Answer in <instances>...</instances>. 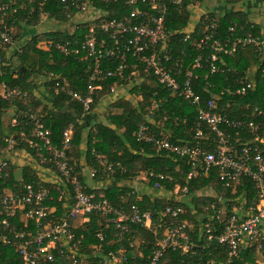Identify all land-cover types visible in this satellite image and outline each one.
I'll list each match as a JSON object with an SVG mask.
<instances>
[{
  "label": "built area",
  "instance_id": "obj_1",
  "mask_svg": "<svg viewBox=\"0 0 264 264\" xmlns=\"http://www.w3.org/2000/svg\"><path fill=\"white\" fill-rule=\"evenodd\" d=\"M183 2L184 0H0V61L1 50L25 41L24 38L15 41L13 36L17 26L24 24V16L19 17L20 10L30 8V11L25 13L28 18L32 11L37 9L40 15L39 24H45L41 32L64 29L72 35L80 33L82 25L88 28L82 39L75 37L72 41L64 43L52 38L39 41L41 49L54 47L64 55H75L79 60L86 62L90 70L86 94L72 90L67 92L71 98L82 103L85 111L90 108L93 92L101 88L100 81L113 78L115 82L110 88L111 92L124 93L122 90L126 89V85L121 82H128L127 88H130L141 83L144 80L143 75L149 73L156 77L162 88L193 105L197 113L194 138L203 140L202 144L199 141L192 145L173 144L167 139H157L147 132L145 125L138 128L136 140L150 142L159 150L187 157L189 171L185 182L209 175L211 172L217 174L224 187L238 184L243 178L252 180L257 190L256 202L241 209L243 211L238 215L232 214L221 234L216 237V241L230 258L238 256L242 246L246 247L249 242L264 240V154L261 148V145H264V133H257L258 124L230 119L216 110L221 96L244 95L248 90L254 89L252 75L256 68L251 69L252 73L241 78L236 86H224L217 93L209 91L210 85L200 87L209 93L208 99L201 105V95L193 83L197 79L195 70L202 68V55L194 58L190 68H184L182 62L174 67L168 65L171 58V33L165 31L164 19L170 5L181 6ZM244 2L246 4H243ZM223 3L226 11L234 10L230 5H239L235 10L243 9L246 5L253 6L252 12L249 13L253 14V21L260 22L264 17V0H240L229 5L225 1ZM53 5L61 7L65 22H58L56 16H50ZM191 7L202 11L201 14L205 12L200 9L198 2H190L189 8ZM121 8H128V11L125 13ZM112 9L117 11L118 17L110 16ZM213 27L214 24H211L210 28ZM23 28L27 30L26 27ZM227 32L229 36L223 39L215 38L213 33H209L197 42L199 50H203L212 39V52L207 59L209 76L218 72L217 63L222 61L221 54L231 55L240 46L248 45L261 51L264 45V40L250 34L244 37L235 35V25H230ZM188 38L187 34L184 39ZM19 47L14 48L17 50ZM104 61L115 62V66L103 68ZM0 95L10 102L13 98L22 96L17 89H9L5 85L1 87ZM159 104L160 100H153L150 109L157 108ZM19 115L27 116L32 122V128L28 135L21 130L19 140L14 134H9L4 138V146L0 149L2 245L13 247L20 264H88L87 259H91L90 263L97 260L101 264H123L126 260L125 247L113 251L96 244L90 254H81L73 231L76 222L81 224L88 220L87 216L92 212L105 214L108 216L107 224L113 226L116 240H126L128 246L137 252L138 246L127 235L134 232L135 226L155 232V222L149 210L140 209L135 203H127V199L136 196L137 200L140 195L152 196L150 192L161 189L162 181H173V178L152 171L146 173V176L136 173L132 182L127 183L129 190L121 196L120 204L115 207L103 193L96 194L94 190H100V187H90L87 180L83 184L78 178L75 171L77 164L68 154L72 126L62 132L59 143H54L51 131L44 126L38 115L28 112H20ZM16 120L11 118L12 126L17 123ZM240 128L247 129L252 134V139L242 137L238 131H235L232 138L226 133V129ZM19 141H24L30 149L38 153V166L42 163L39 168L45 170L39 169L40 178L49 183L62 184L61 189L58 187L60 194L56 197L57 200L65 197L64 193L69 194L68 198L71 197V205L64 216L59 217L56 214V206L50 204L55 197L44 187L35 188L32 184H27L19 193L1 188L9 165L14 164L17 158L26 159V152L17 148ZM237 143H240V147L235 146ZM99 163L104 165L103 175L113 172L111 163L102 157H99ZM96 173L95 169H90L88 179L92 181ZM108 178L104 177L106 181H110ZM86 186L93 191L85 192ZM144 187H147V190L149 187L150 191H143ZM177 189L183 195L188 193L187 186L179 184ZM161 198L169 199L165 196ZM177 200L173 199V202ZM163 212L171 218H177L182 208L167 205ZM187 224L186 221H172L164 226L160 237L154 233L157 237L146 255V264H159L162 254L168 249H180L182 255H194L195 243L186 231ZM96 237L100 243L104 242V233L98 232ZM211 237L209 234L207 240ZM135 254L141 256V253Z\"/></svg>",
  "mask_w": 264,
  "mask_h": 264
},
{
  "label": "trees",
  "instance_id": "obj_2",
  "mask_svg": "<svg viewBox=\"0 0 264 264\" xmlns=\"http://www.w3.org/2000/svg\"><path fill=\"white\" fill-rule=\"evenodd\" d=\"M200 1L203 2V0H184L181 6H169L164 19L165 31L171 33V58L168 65L174 67L182 62L184 68H190L194 58L199 54L202 55V68L195 70L197 79L193 83L194 88L201 95V105H204L209 93L200 87L210 85L209 91L217 93L224 86H236L238 81L250 75L251 69L255 67L252 75L254 89L248 90L244 95L221 96L216 111L230 119L258 124L257 133L262 135L264 133V78H262L264 45L261 51L248 45L240 46L231 55L221 54L222 61L217 63L218 72L209 76L207 59L212 52V39L203 50H199L197 42L209 33H213V37L219 39L228 37L227 28L230 25L236 26L235 35L244 37L250 34L264 40V17L260 23L252 20L253 17L247 9L220 12L216 8L207 7L205 10L202 9L205 11L204 14L192 21L193 13L189 3L198 2L200 7ZM223 1L229 5L240 0ZM51 8L50 16H56L58 22H65L61 7L53 5ZM29 11L30 8L27 7L20 10L19 17L24 16V24L18 25L13 34L15 41L22 38L25 41L17 50L12 46L1 50L0 92L1 87L5 85L9 89H17L22 96L13 98L10 102L0 95V149L4 146V138L9 134H14L19 140L21 130L28 135L32 128L31 120L19 113H34L51 131V139L54 143H59L62 132L72 126L71 147L68 154L77 164L75 171L78 178L85 184L82 173L84 166L80 164L81 156L84 154L88 167L97 171L92 181H101L100 190L94 191L97 195L103 193L115 207L120 204L121 196L129 190L127 183L132 182L136 173L142 175L152 171L169 175L173 181H162V188L172 189L175 183H179L181 186H187L188 189V193L176 202L171 198L163 199L150 195H140L137 200L136 196L127 199V203H135L140 209L149 210L155 222V232L135 226L134 232L127 235L138 246L141 256L135 254L134 248H130L126 240L119 242L116 240L113 226L106 222L108 216L98 212L89 214L88 220L76 224L73 229L79 252L90 254L96 244L113 251L125 247L126 260L123 264H146V255L150 252L155 238L160 237L164 232V226L172 221L175 223L186 221L188 223L186 231L195 243V252H193L195 254L182 255L180 249H168L162 254L159 264H264L262 262L264 240L249 242L246 247L242 246L238 256L230 258L226 250L216 241V237L221 234L227 219L232 214L238 215L243 211L241 209L256 202L257 190L251 179L243 178L238 184L224 187L217 174L211 172L209 175L185 182V176L189 171L187 157L159 150L150 142L136 140L138 128L140 125H145L147 132L157 139H167L173 144H194L195 141H199L194 138L197 123L196 108L162 88L156 77L149 73L143 75L144 80L141 83L129 89L128 96L112 95L110 88L115 79L100 81L101 88L93 92L90 108L85 111L82 103L71 98L67 92L72 90L82 95L86 94L90 74L86 62L79 60L75 55H64L54 47L41 49L39 41L52 38L64 43L72 41L75 37L82 39L88 32L87 26L82 25L80 33L72 35L64 29L48 33L34 31V27L39 25L40 15L37 9H34L27 18L25 13ZM122 11L126 13L128 8ZM110 16L118 17L117 11L112 9ZM211 24H214L213 28H210ZM23 27L27 30L25 31ZM187 34L189 38L185 40ZM113 66L115 62H102L103 68ZM21 67L24 68L23 71L20 70ZM32 75L44 76L46 80L40 83L33 82ZM121 83L126 87L129 86L128 82ZM40 87H43V91L36 92ZM105 100L110 102V110L104 109V120L94 122L87 127L90 118L88 113ZM153 100H160V104L151 110ZM6 114H11L12 118L17 119L14 126L9 120H5ZM235 131H238L242 137L252 139V134L245 128L226 129L230 138ZM199 142L202 144L204 141ZM83 143L84 145L81 146ZM235 146L240 147V143ZM17 148L30 155L29 160L25 159V163L18 166V174L13 170L17 166L9 165L1 188L19 193V190L27 184H32L35 188L44 187L55 197L50 204L56 206V214L59 217L64 216L72 202L71 197L67 196L69 194L64 193L65 197L58 201L56 198L60 194L58 187L61 189L62 184L49 183L40 178L39 167H42V163L38 166V153L30 149L24 141H19ZM261 148L264 154L263 144ZM2 157L4 158V155ZM99 157L112 165L113 172L108 173L110 181L104 179L106 175H103L104 165L99 163ZM90 191L93 190L86 186L85 192L90 193ZM167 205L179 206L182 212L177 218H171L163 212ZM98 232L105 235L102 243L96 237ZM154 233L157 234L156 237ZM209 234L212 237L207 240ZM90 261L91 259H87L88 264H101L97 260L91 263ZM0 264H20L13 247L2 245L1 241Z\"/></svg>",
  "mask_w": 264,
  "mask_h": 264
},
{
  "label": "rangeland",
  "instance_id": "obj_3",
  "mask_svg": "<svg viewBox=\"0 0 264 264\" xmlns=\"http://www.w3.org/2000/svg\"><path fill=\"white\" fill-rule=\"evenodd\" d=\"M201 2V1H200ZM233 7L234 9H238L239 8V5H230V7ZM207 7H209V8H216L217 9V11H223V10H225V7H224V5H223V1L222 0H203V2H201V4H200V9L202 10V9H206ZM249 11H248V13H250V12H252V10L250 11V9H248ZM202 12V11H201ZM201 12H200V10H198V9H195V8H192V13H193V15H192V17H191V19H192V21H195V19L201 14ZM251 15H253L252 13H251ZM44 27H45V24H39V25H37L36 27H34V31H38V32H41L43 29H44ZM21 45V43H16L15 45H14V47H19ZM13 47V48H14ZM32 80H33V82L34 81H41V82H44L45 80H46V78L44 77V76H39V75H32ZM131 88V87H130ZM130 88H127L126 87V89H123L122 90V92H124V93H113L112 95L113 96H120V95H122V96H128V91H129V89ZM111 95V96H112ZM110 102H108L107 100H105V101H102V103L100 104V105H98V106H95V109H93L91 112H89L88 114H90V117H96L95 118V120L96 121H103L104 120V118H105V113L103 112L104 111V109L106 110H110V104H109ZM11 118H12V116H11V114H6L5 115V120H9V121H11ZM29 157H30V155H27L26 156V160H29ZM24 160V159H23ZM98 160H99V158H98ZM25 162V161H24ZM24 162H21V164H15L16 166L18 165H22ZM147 172H145V173H143L141 176H146L145 174H146ZM106 177H109V174L107 175H105ZM136 176V174L134 175V177ZM176 185H174V187L172 188V189H166V188H161V189H155V190H152L151 192H150V194L152 195V196H155V197H157V198H160L161 196H165V197H169V199L171 198H173V199H175V200H179V199H181L182 198V196H184L183 195V193L180 191V190H178L177 189V186L179 185L178 183H175ZM143 191H150V189H149V187H148V190H147V187H144L143 188ZM177 192V193H176ZM170 193H172V195L170 194ZM147 196V195H146ZM80 222L78 221V222H76V224H79ZM136 253H141V251H140V249L138 248L137 249V252ZM141 255H142V253H141ZM84 256H85V254H84ZM263 260V259H262ZM263 263H264V260L262 261Z\"/></svg>",
  "mask_w": 264,
  "mask_h": 264
},
{
  "label": "crops",
  "instance_id": "obj_4",
  "mask_svg": "<svg viewBox=\"0 0 264 264\" xmlns=\"http://www.w3.org/2000/svg\"><path fill=\"white\" fill-rule=\"evenodd\" d=\"M243 4H246V2H244ZM250 8V10L253 8V6H248V5H246V6H244V8L243 9H249ZM249 11V10H248ZM41 81H37L36 83H40ZM40 91H43V87H40V88H38L37 90H36V92H40ZM41 94V93H40ZM40 94H38V95H40ZM95 118L96 117H90L89 119H88V122H87V127L88 126H90V125H92L94 122H97L96 120H95ZM84 145V143L81 145V146H83ZM23 156V155H22ZM19 158H17L15 161H14V165L15 164H21V162L23 161H25V160H23V159H21V160H18ZM25 163V162H24ZM80 164L82 165V166H84V168L82 169V173H83V176L85 177V180H87V184L90 186V187H94L95 189H97V188H99L100 186H101V181H97V180H95V182H93V181H91V179H88V178H90V176H89V170H90V168L88 167L89 166V164H88V162L85 160V156H84V154H82V156H81V161H80ZM18 168V165H17V167H15L13 170L14 171H16V174H18V172H19V170L17 169ZM41 171H45L44 169H41V168H39ZM87 177V178H86Z\"/></svg>",
  "mask_w": 264,
  "mask_h": 264
},
{
  "label": "water",
  "instance_id": "obj_5",
  "mask_svg": "<svg viewBox=\"0 0 264 264\" xmlns=\"http://www.w3.org/2000/svg\"><path fill=\"white\" fill-rule=\"evenodd\" d=\"M20 70H22V71H23V70H24V68H23V67H21V69H20Z\"/></svg>",
  "mask_w": 264,
  "mask_h": 264
}]
</instances>
